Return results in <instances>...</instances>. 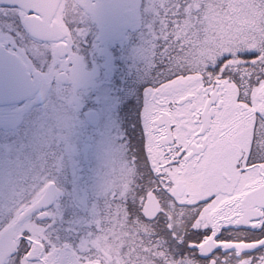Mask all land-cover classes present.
Returning a JSON list of instances; mask_svg holds the SVG:
<instances>
[{
    "label": "snow or ice",
    "instance_id": "snow-or-ice-1",
    "mask_svg": "<svg viewBox=\"0 0 264 264\" xmlns=\"http://www.w3.org/2000/svg\"><path fill=\"white\" fill-rule=\"evenodd\" d=\"M5 2L0 99L42 107L0 145V264H264V0ZM96 24L141 83L86 188L62 176Z\"/></svg>",
    "mask_w": 264,
    "mask_h": 264
},
{
    "label": "rangeland",
    "instance_id": "rangeland-1",
    "mask_svg": "<svg viewBox=\"0 0 264 264\" xmlns=\"http://www.w3.org/2000/svg\"><path fill=\"white\" fill-rule=\"evenodd\" d=\"M90 34L94 42V44H92L91 48L88 50L90 55L88 56V58H90L89 63L91 62V64L89 65L87 61L85 62L89 65L90 69H96V78L93 83L85 87V99L77 109L75 118L76 123L74 144L78 145L79 148L73 156L69 157L62 176V180L66 183V185L86 188H91L98 181L104 170L102 142L106 134L108 132H112L113 126L116 129V121L114 116L116 114L115 109L117 96L115 93L118 89L120 90V88H118V79L126 78L124 77V73L120 75L118 72H121V66H123L124 61H127V63L130 65V62L125 57V51L121 40L106 45L98 42V34L95 28H93ZM88 37L90 36H87V38ZM84 42L85 40H82L81 45L79 46L80 55L84 50L82 47ZM101 47L107 49L111 57L110 67H105L104 58L101 56L98 50ZM117 74L120 75V77L118 76V79H116ZM109 96L112 98L113 102L111 105L106 106L105 100ZM85 100L90 101L93 107H98L97 109L100 114V125H96L93 130L87 128L84 123V114L86 111L85 107L87 106L85 104ZM99 104L102 105V108ZM25 107V110L22 111L18 117V120H20L18 124L22 122L18 127V131L16 133L14 131L7 132L6 140L1 141L0 139V145L27 142L34 135L36 121L39 118L42 106L39 102L34 105L27 104ZM102 109L105 110V112L101 111ZM102 114L103 118L101 119ZM112 134L115 135L114 132H112ZM85 153H87V156L85 155L87 159L85 164L86 166L84 164L82 165L83 155Z\"/></svg>",
    "mask_w": 264,
    "mask_h": 264
},
{
    "label": "flooded vegetation",
    "instance_id": "flooded-vegetation-1",
    "mask_svg": "<svg viewBox=\"0 0 264 264\" xmlns=\"http://www.w3.org/2000/svg\"><path fill=\"white\" fill-rule=\"evenodd\" d=\"M94 2L96 3H103L104 0H94ZM0 8H3L5 12H9L8 15H3L0 14V29H2L3 31H0V35H4L6 34V32L11 28V24L10 21L14 20V17L10 14V6L6 5V4H0ZM94 28L97 30V38L99 39L98 42H101L102 44H106L108 45L109 43H114L116 41H120L118 36H114L111 34V32L105 30L102 32L101 30V26L100 24H96L94 26ZM134 31V30H133ZM88 37L85 42L83 43V52L80 55L81 58H83L85 61H87L89 63V59L88 56V50L91 48L92 44H94L92 38H91V34H89ZM93 42V43H92ZM91 64V62L89 63V65ZM121 72H118V74H123L124 73V77L126 78H134V71L135 69L131 66V64L129 65L127 63V61L123 62V66H121ZM127 68V69H125ZM125 69V70H124ZM120 71V70H119ZM124 71V72H123ZM117 74V78L118 79L120 77V75ZM119 76V77H118ZM135 90L134 88H130L127 90L124 89H118L115 93V95L117 96L116 98V114H115V121H116V129L121 130L120 134L121 136L124 135L122 129H123V123H124V118H123V114L121 113V108L123 107V105L125 104V101L127 102L129 99H133L134 94H135ZM85 104L87 105L86 111H85V126L91 130L94 129V127L96 125H100L99 120H100V114L98 111V107H93L90 101L85 100ZM89 104V105H88ZM27 105V103H22V104H13V105H0V139L2 140H6V133L9 131H14L15 133L18 131V111H21V108H25V106ZM100 105V104H99ZM100 107L102 108V105H100ZM94 110L97 113L96 116V122H90V120H87V114L89 111ZM103 112H105V110H101ZM104 114V113H103ZM103 114L101 115V119L103 118ZM95 121V119H94ZM85 155L87 156V153H85L83 155V162L82 165L86 164L87 159L85 157ZM86 166V165H85ZM84 168V166H83ZM87 168V167H86ZM89 169V168H87Z\"/></svg>",
    "mask_w": 264,
    "mask_h": 264
},
{
    "label": "trees",
    "instance_id": "trees-1",
    "mask_svg": "<svg viewBox=\"0 0 264 264\" xmlns=\"http://www.w3.org/2000/svg\"><path fill=\"white\" fill-rule=\"evenodd\" d=\"M118 80H119L118 81V83H119L118 88L124 89V90L130 89V88L136 89V87H138L139 84L141 83V81H137V79L135 77L134 78L118 79ZM125 103H127V102L125 101ZM19 115H20V113H19ZM19 115H18V117H19ZM18 121H20V120H18ZM20 124H18V127Z\"/></svg>",
    "mask_w": 264,
    "mask_h": 264
},
{
    "label": "water",
    "instance_id": "water-1",
    "mask_svg": "<svg viewBox=\"0 0 264 264\" xmlns=\"http://www.w3.org/2000/svg\"><path fill=\"white\" fill-rule=\"evenodd\" d=\"M2 4H6V5H8V6H10L8 3H2ZM34 99V97L33 98H31V99H28L27 97H21V98H19V99H17V100H10V99H7V98H4V99H0V105H13V104H21V103H24V102H26V101H30V100H33ZM89 113H96L94 110H91V111H89L88 112V114ZM88 114H87V116H88ZM97 114V113H96ZM97 116V115H96ZM90 122H96V118H95V121H94V119H92V120H90Z\"/></svg>",
    "mask_w": 264,
    "mask_h": 264
}]
</instances>
